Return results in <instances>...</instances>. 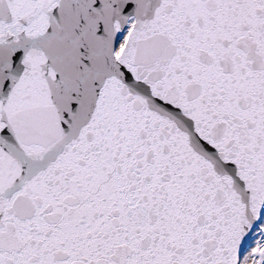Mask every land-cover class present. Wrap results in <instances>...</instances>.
<instances>
[{
	"label": "snow or ice",
	"instance_id": "obj_1",
	"mask_svg": "<svg viewBox=\"0 0 264 264\" xmlns=\"http://www.w3.org/2000/svg\"><path fill=\"white\" fill-rule=\"evenodd\" d=\"M0 264H264V0H0Z\"/></svg>",
	"mask_w": 264,
	"mask_h": 264
}]
</instances>
